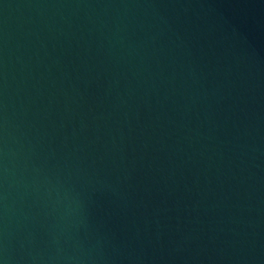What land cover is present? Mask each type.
Segmentation results:
<instances>
[{
	"label": "water",
	"instance_id": "obj_1",
	"mask_svg": "<svg viewBox=\"0 0 264 264\" xmlns=\"http://www.w3.org/2000/svg\"><path fill=\"white\" fill-rule=\"evenodd\" d=\"M0 264H264V0H0Z\"/></svg>",
	"mask_w": 264,
	"mask_h": 264
}]
</instances>
